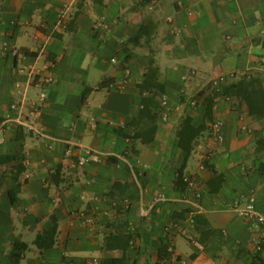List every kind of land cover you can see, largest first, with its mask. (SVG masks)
<instances>
[{"label":"crops","instance_id":"1","mask_svg":"<svg viewBox=\"0 0 264 264\" xmlns=\"http://www.w3.org/2000/svg\"><path fill=\"white\" fill-rule=\"evenodd\" d=\"M101 20L109 30L95 29ZM145 22L148 33L131 40ZM263 30L264 0H0V156H15L0 163L4 264H12L17 238L29 244L20 264H101L124 257L127 264H264V245L261 251L253 246L256 228L230 208L254 193L264 214V117L250 115L210 84L231 73L237 76L227 82L245 73L264 81ZM5 40L19 49L17 55L3 53ZM56 58L55 81L41 102L37 83L46 74L44 64ZM151 58L166 85V104L155 139L145 144L133 137L131 121L141 108L138 84ZM192 69L198 74L185 81ZM124 78L125 89H109V82ZM193 96L196 106L188 102ZM186 115L207 125L184 168L203 190L200 207L184 201L185 188L177 184L184 162L177 130ZM18 119L53 139L28 132ZM218 119L224 122L222 142L211 129ZM87 151L91 161L73 168L71 161ZM205 161L224 175L216 193ZM20 164L25 170L17 173L12 166ZM160 194L166 200L154 205ZM126 197L131 207L125 212ZM80 209L95 211L96 222L82 224L72 214ZM52 216L58 219L57 242L41 254L34 240ZM191 217L194 240L165 233V224ZM115 233L133 235L126 251L106 246Z\"/></svg>","mask_w":264,"mask_h":264},{"label":"trees","instance_id":"2","mask_svg":"<svg viewBox=\"0 0 264 264\" xmlns=\"http://www.w3.org/2000/svg\"><path fill=\"white\" fill-rule=\"evenodd\" d=\"M149 23L145 22L141 25V29L136 37L131 40H139L144 34L148 33ZM110 83V82H109ZM108 83V85H109ZM141 93V108L138 115L131 121V125L135 128L134 138L140 139L143 143H151L158 131L159 112L164 109L162 104V97L166 93V85L159 78V66L156 64L154 58L149 61V66L144 73L142 81L138 84ZM217 94L226 95L243 103L250 115L258 118L264 117V81L260 77L242 76L237 80L227 82L222 85ZM212 101H210L207 108V116H210V108H212ZM207 129L206 123L196 124L193 117L186 115L178 130V145L183 150L184 162L183 166L178 171L177 184L185 188L183 182L184 168L186 162L193 151V143L200 136V134ZM127 136V135H126ZM15 156L2 155L0 156L1 164H9ZM205 166L213 171V176L209 179L208 185L210 191L216 193L220 190L224 175L218 173L216 169L209 165L208 161L204 162ZM13 169H17V173L24 171L23 165H13ZM19 186L14 191L17 192ZM194 218L204 226H208L207 221L200 214H196ZM206 233V231H205ZM58 234V219L51 217L49 226L40 231L35 240V246L40 250L41 254L55 247ZM131 234H111L106 238V246L109 248H120L126 251L131 246ZM29 250V244L15 239L13 241L10 258L12 264H20L24 259L26 252ZM0 264H4L2 253L0 250ZM101 264H127L126 258H105Z\"/></svg>","mask_w":264,"mask_h":264},{"label":"built area","instance_id":"3","mask_svg":"<svg viewBox=\"0 0 264 264\" xmlns=\"http://www.w3.org/2000/svg\"><path fill=\"white\" fill-rule=\"evenodd\" d=\"M95 29L97 31L99 30H109L110 25L106 21H98L95 25ZM264 33V30L262 31ZM2 51L4 54L12 53L13 55H17L19 53V49L12 45L8 40L3 41L2 43ZM112 62L116 63L117 59L113 57ZM59 62V58H56L54 60L48 61L44 64L43 69L45 70L46 74L41 76V79L37 83V86L40 87V101L43 102L46 98V88L51 85L55 81L54 76V69L57 66V63ZM263 68H264V54L261 59ZM127 74H130V71H127ZM198 74V71L196 69H192L190 72L185 74L183 76V79L189 80L193 76H196ZM237 76L236 73H231L229 76L227 75H220L210 81L212 89L214 91H220L222 85L227 83L228 78H235ZM242 76H248L246 73L241 75ZM127 84V80L124 78L120 81L114 80L111 81L108 85L110 90L114 91H122L125 89ZM189 104L191 106L197 105V98L192 97L188 100ZM162 104L163 107L166 104L165 96L162 97ZM12 109L16 111H20V105L14 103L12 105ZM170 116V109L166 108L163 112V119L167 120ZM16 122L19 125H22L26 127L28 132H34L38 135H42L44 137H48L50 139H53L49 136H47L45 133H43L36 125L32 122L26 123L23 120H16ZM91 127L95 129L97 127V122L94 118L91 119ZM223 127L224 122L221 119L215 120L211 124V129L213 134L215 135L216 139L218 141H224V133H223ZM92 159V151H87L85 154L79 156L77 159H73L71 161V165L73 168H80L87 165ZM28 164V162H27ZM30 174H26V178H29ZM183 182L185 183V189L183 192V200L187 201L197 207H200V200L203 197V190L201 189L200 183L198 182L197 178H195L193 175L184 173L183 174ZM166 200L164 195L160 194L158 195L154 200V205ZM256 196L255 194H250L246 197H241L236 200H234L232 203H230V208L237 212L239 215H241L243 218H245L247 221L251 223L253 227L256 228L257 235L253 239V246L255 251H261L264 245V214H262L256 206ZM131 207V199L126 197L123 199L121 204V209L123 211H128ZM72 214L76 219H78L82 224L84 225H92L96 222L97 214L95 211H88L86 209H80V210H73ZM196 222L193 217H191L187 222L183 220H173L169 223L165 224L164 231L168 236H173L174 232H177L183 236H185L188 240L192 241L194 240V235L190 231V227L195 226ZM169 252H174V247L172 245L168 246ZM183 264H186V261H182ZM77 264V263H73Z\"/></svg>","mask_w":264,"mask_h":264},{"label":"rangeland","instance_id":"4","mask_svg":"<svg viewBox=\"0 0 264 264\" xmlns=\"http://www.w3.org/2000/svg\"><path fill=\"white\" fill-rule=\"evenodd\" d=\"M2 258H3L4 263H6V262H7V258H6V256H4V257H2Z\"/></svg>","mask_w":264,"mask_h":264}]
</instances>
